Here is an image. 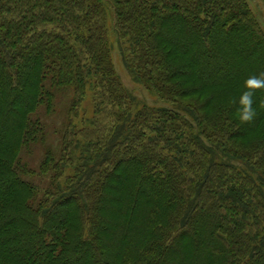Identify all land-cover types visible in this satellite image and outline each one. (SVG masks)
Wrapping results in <instances>:
<instances>
[{"label":"trees","instance_id":"16d2710c","mask_svg":"<svg viewBox=\"0 0 264 264\" xmlns=\"http://www.w3.org/2000/svg\"><path fill=\"white\" fill-rule=\"evenodd\" d=\"M112 36L165 105L126 87ZM252 77L264 29L247 0H0V264H264ZM66 91L59 148L33 169L38 114Z\"/></svg>","mask_w":264,"mask_h":264},{"label":"rangeland","instance_id":"374dc122","mask_svg":"<svg viewBox=\"0 0 264 264\" xmlns=\"http://www.w3.org/2000/svg\"><path fill=\"white\" fill-rule=\"evenodd\" d=\"M253 13L259 20L262 28L264 29V1L263 0H247ZM113 37L114 43V53L113 60L116 70L122 81L131 91H133L141 100L146 101L151 105H165L163 102H160L156 97H154L149 91H147L143 86H140L133 82L132 78L129 76L123 59L121 57V52L118 47L116 39ZM68 91L57 93L56 97V107L55 111L51 114L44 112L38 114L40 120L44 125V139H41L37 145H34L32 150L27 149L23 152V159L27 162L31 168L37 169L45 157L48 149L53 148L58 150L62 134L67 125V110L69 108V103L71 102V94L67 93ZM91 98L86 99L85 106L90 107ZM89 111V110H88ZM89 114V112H88ZM34 182L43 184L42 179L39 177L34 178Z\"/></svg>","mask_w":264,"mask_h":264},{"label":"clouds","instance_id":"9594fccd","mask_svg":"<svg viewBox=\"0 0 264 264\" xmlns=\"http://www.w3.org/2000/svg\"><path fill=\"white\" fill-rule=\"evenodd\" d=\"M248 86L251 87L255 85L256 87H262L264 86V80L257 79L255 77H252L248 82ZM252 93L251 92H245L243 96L241 97V104L244 106L243 110L240 114V119L242 121H251L255 113L252 110Z\"/></svg>","mask_w":264,"mask_h":264}]
</instances>
